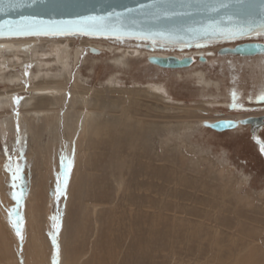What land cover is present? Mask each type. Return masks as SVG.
<instances>
[{"label": "rangeland", "instance_id": "rangeland-1", "mask_svg": "<svg viewBox=\"0 0 264 264\" xmlns=\"http://www.w3.org/2000/svg\"><path fill=\"white\" fill-rule=\"evenodd\" d=\"M62 38L72 41L71 35L57 39ZM73 39L74 46L85 39L104 46L112 42L114 52L131 45L137 47L136 39L83 35ZM246 40L264 41V36ZM239 41L171 48L150 43L149 51L215 53L218 47L233 46ZM104 52L97 56L92 70L90 61H76V69L87 85L99 88L107 74L115 73L121 87L133 83L142 86L149 81L161 83L172 102L165 107L169 105L165 101L147 97L138 112L149 123L139 136L127 129L115 135L111 129L108 137L94 142L88 161L85 218L79 212L78 201L69 204L61 183L48 211L51 264L61 262L59 240L70 219L73 228L68 250L73 258L83 255L82 264H233L243 258L251 259V264H264V128L255 131L242 125L216 132L194 125L176 135L168 134V129L161 126L170 121L172 129H176V121L187 116L240 120L264 115V77L259 83L254 78L256 73L252 74L251 67L242 65L240 59L233 58L231 62L232 58L222 60L215 55L214 61L205 62L201 69L207 78L219 81L220 95L213 88L200 95V88L188 77L191 73L180 71L179 76L176 72L153 70L143 57L130 55L128 65L115 70L110 62L112 56L108 58L109 53ZM16 66L22 72L35 70L31 61ZM15 93L11 109H0V122L19 112L26 92ZM203 99L224 100L228 105L209 107L200 103ZM194 107L204 109L194 111L193 115L183 112ZM131 133L137 137L134 148L130 146ZM18 136L0 126V167L7 163L6 179H13L15 163L20 161L21 154H28L29 139ZM48 139L49 134L44 133L41 142ZM59 139L64 155L62 127ZM59 170L62 181L63 165ZM32 176H36V170ZM25 177L26 170L22 169V185ZM94 203L96 212L92 213Z\"/></svg>", "mask_w": 264, "mask_h": 264}, {"label": "bare ground", "instance_id": "bare-ground-1", "mask_svg": "<svg viewBox=\"0 0 264 264\" xmlns=\"http://www.w3.org/2000/svg\"><path fill=\"white\" fill-rule=\"evenodd\" d=\"M60 36L0 38V109L6 107L11 109L15 101V92L19 90L26 92L19 112H16L15 116H7L1 120L0 126L3 130L16 133L20 139H29V147H26L28 154H21L20 161L15 163L16 179H6L8 175L7 172L5 173L8 167L6 162L1 163L0 167V264H51L47 236L48 211L50 200L61 183L65 186V195L69 204L72 200L78 201L79 212L83 216L88 207L86 202L87 179L90 176L88 161L94 142L108 137L111 129L115 135L122 134L126 129L133 130L137 135L143 132L144 125L149 122L140 116L138 107L147 97L165 101L169 104L165 107L171 106L172 98L166 94L159 82L149 81L142 86L133 83L121 87L118 85L116 74L110 73L106 75L99 88L87 85L81 78L80 71L76 69V61H90L92 70L97 56L106 53L104 52L106 50L109 53L108 58L112 56L110 58L112 67L117 70L128 65V55L140 56L144 58L150 69L176 72L179 76H181L180 71L191 73L188 77L192 84L200 88L198 89L200 95L206 94V90L212 88L217 91H214L216 95H220L218 92L220 83L207 78L205 71L201 69L205 62L198 60L199 54L205 56L206 63L213 62L212 57L215 55L222 60L232 58L231 62L234 61L233 58L240 59L242 65L251 67L252 74L256 73L254 78H257V81L264 77V55L221 57L216 54L221 46L215 53L212 50L152 53L149 51L152 49L144 48L143 40L136 39L137 47L131 45L114 52L116 47L112 46V42H107L108 45L104 46L90 44L89 40L85 39L83 43L87 44L81 42L78 46H74L73 38L77 35H71L72 41L68 38L57 39ZM90 48L97 52H91ZM168 54L178 57L191 56L193 62L188 67L176 69L161 68L147 62L149 55ZM29 61L34 63V71L22 72L17 69L16 65L22 66ZM221 64L228 66L224 62ZM200 103L209 107L228 105L226 101L216 99H203ZM200 109L204 107H194L192 111L184 109L183 112L193 115L194 111ZM38 113V116L35 115ZM106 114L112 117L105 118ZM200 117L195 119L187 116L178 119L176 129H172L170 121L162 123L161 126L168 129V131L165 129L168 134L178 135L192 129L194 125L207 128L203 125V121H216L215 117V119ZM60 127L66 141L64 155L63 144L59 139ZM44 133L49 134L47 142H41ZM134 133L130 134L131 148L135 147L137 140ZM62 165L61 181L59 169ZM22 169L26 170L27 175L26 179L24 178L25 186L22 185ZM34 170H36L35 177L32 176ZM119 175L122 176L121 173ZM119 181L122 184L124 182L123 178ZM14 192L19 196V200L13 197ZM96 205L97 203H94L92 213L96 212ZM16 225L19 226L23 239L17 235ZM72 228L71 219L67 220L59 240L60 264H69L70 260L72 264L83 263V255L73 258L71 251L68 250L71 245ZM251 263L249 258L233 261V264Z\"/></svg>", "mask_w": 264, "mask_h": 264}, {"label": "water", "instance_id": "water-1", "mask_svg": "<svg viewBox=\"0 0 264 264\" xmlns=\"http://www.w3.org/2000/svg\"><path fill=\"white\" fill-rule=\"evenodd\" d=\"M0 9H3L0 38L51 35L125 38L143 40L144 48L149 50L150 43L163 48L190 47L264 36L261 31L264 0H0ZM90 51L97 52L93 48ZM216 54L239 58L264 55V41L224 45ZM198 60L206 62L202 54ZM147 62L176 69L188 67L193 58L149 55ZM203 125L216 132L242 125L256 131L264 128V115L203 121Z\"/></svg>", "mask_w": 264, "mask_h": 264}, {"label": "snow or ice", "instance_id": "snow-or-ice-1", "mask_svg": "<svg viewBox=\"0 0 264 264\" xmlns=\"http://www.w3.org/2000/svg\"><path fill=\"white\" fill-rule=\"evenodd\" d=\"M2 10H3V9H0V11H2ZM92 19H95V18H92ZM261 31L264 32V24L261 25ZM61 34H62V33H61ZM86 34H92V33L86 31ZM258 34H259V33H258ZM231 35L234 36V35H236V33H231ZM262 98H264V97H262ZM261 150L264 151V146L261 147ZM16 178H17V177H15V176L13 177V179H16ZM13 187H15V185H13ZM12 195H13L14 198H16L17 200H19V196L17 195V193L14 192V193H12ZM21 195H22V194H21ZM54 219H55V218H54ZM16 227H17V235H18V236H21V233H20V231H19V226L16 225ZM21 239H23L22 236H21ZM53 243H54V244L56 243L55 238L53 239ZM57 250H58V245H57Z\"/></svg>", "mask_w": 264, "mask_h": 264}]
</instances>
